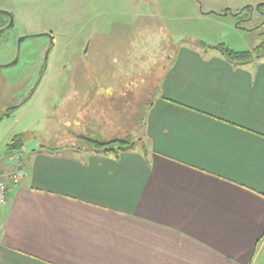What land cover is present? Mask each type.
Masks as SVG:
<instances>
[{"label":"crops","instance_id":"1","mask_svg":"<svg viewBox=\"0 0 264 264\" xmlns=\"http://www.w3.org/2000/svg\"><path fill=\"white\" fill-rule=\"evenodd\" d=\"M142 141L117 157L22 144L0 264H264V57L179 45Z\"/></svg>","mask_w":264,"mask_h":264},{"label":"rangeland","instance_id":"2","mask_svg":"<svg viewBox=\"0 0 264 264\" xmlns=\"http://www.w3.org/2000/svg\"><path fill=\"white\" fill-rule=\"evenodd\" d=\"M261 3L0 0V114L13 107L0 119V156L18 134L24 149L122 137L140 147L168 58L183 43L251 50L264 36Z\"/></svg>","mask_w":264,"mask_h":264},{"label":"trees","instance_id":"3","mask_svg":"<svg viewBox=\"0 0 264 264\" xmlns=\"http://www.w3.org/2000/svg\"><path fill=\"white\" fill-rule=\"evenodd\" d=\"M259 5L260 6L264 5V3L258 4V6ZM199 45L201 47H204V48H215V49H217L227 60L234 62V63H244V62H249V61L260 59V58L264 57V36L261 38V41L258 45H256L251 50H244V51L233 50V49H231V48H229L223 44H219V45H215V46L211 47V46L201 42ZM157 92H158V89H157ZM152 101L153 100H151L147 103L146 108L143 111V112H145V114L142 113V118L140 121L142 128H144V126H145L146 112H147L149 106L151 105ZM12 111H13V107H10V108H8L6 113L0 114V115L5 116L7 114H10ZM136 118H139V117L135 116V119ZM87 140L92 145L89 148L99 150L104 155H113L114 157H117L121 151L134 149L136 144L138 143L137 140H131V139H128L127 137L113 138V139H110L107 141H101V140H97V139H87ZM22 144H23V135H21V134L16 135L12 139L11 143L8 145L7 153L9 151L19 150L20 147L22 146ZM141 146L144 147L143 144ZM263 238H264V235L261 236V238L258 240V243H260V241Z\"/></svg>","mask_w":264,"mask_h":264},{"label":"built area","instance_id":"4","mask_svg":"<svg viewBox=\"0 0 264 264\" xmlns=\"http://www.w3.org/2000/svg\"><path fill=\"white\" fill-rule=\"evenodd\" d=\"M25 176V167L19 150L9 151L0 163V205L7 202L10 189Z\"/></svg>","mask_w":264,"mask_h":264},{"label":"water","instance_id":"5","mask_svg":"<svg viewBox=\"0 0 264 264\" xmlns=\"http://www.w3.org/2000/svg\"><path fill=\"white\" fill-rule=\"evenodd\" d=\"M257 7H258V5H257ZM9 23L7 24V26L5 27V28H8V27H10L11 26V24H12V17L9 15ZM2 29H0V31H1ZM25 38V36H21L19 39H18V41H21L22 39H24ZM15 61H16V59L13 61V62H11L10 64H14L15 63ZM2 118V115L0 116V119Z\"/></svg>","mask_w":264,"mask_h":264},{"label":"flooded vegetation","instance_id":"6","mask_svg":"<svg viewBox=\"0 0 264 264\" xmlns=\"http://www.w3.org/2000/svg\"><path fill=\"white\" fill-rule=\"evenodd\" d=\"M7 26V25H6ZM6 26H4V27H6ZM0 27H1V25H0ZM46 35H48V34H46ZM51 45V44H50Z\"/></svg>","mask_w":264,"mask_h":264}]
</instances>
